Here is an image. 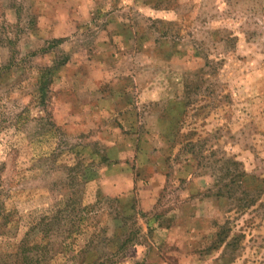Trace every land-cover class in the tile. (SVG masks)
I'll return each instance as SVG.
<instances>
[{
  "label": "rangeland",
  "instance_id": "374dc122",
  "mask_svg": "<svg viewBox=\"0 0 264 264\" xmlns=\"http://www.w3.org/2000/svg\"><path fill=\"white\" fill-rule=\"evenodd\" d=\"M0 193V256L120 197L119 264H264V0H0Z\"/></svg>",
  "mask_w": 264,
  "mask_h": 264
},
{
  "label": "trees",
  "instance_id": "16d2710c",
  "mask_svg": "<svg viewBox=\"0 0 264 264\" xmlns=\"http://www.w3.org/2000/svg\"><path fill=\"white\" fill-rule=\"evenodd\" d=\"M41 97H43L42 93ZM223 196L225 197L223 194L220 195V197ZM227 198L232 197L227 196ZM121 199L120 197L107 198L101 204L96 203L93 205H101L103 208L101 215L105 220L101 222L102 224L98 220L88 224V218H79L76 223L75 220L64 223L62 230L63 238L56 245V247H61L62 249L56 252L55 255L51 254L47 256L43 252H40L38 247L43 241L40 240V242L27 243L29 246L28 249L31 250L23 247L22 245L25 241H22L21 246L18 247L16 244L13 253L2 254L0 258L7 261L9 259L8 256H12L16 264H58V260H63L67 264H119L120 258V261L126 259L128 250L139 246L136 238L143 229L139 227L135 230L132 227L136 225L134 222L136 219L135 200L130 199L129 201H124ZM76 204L77 200L75 197L71 207H75ZM84 210L86 211V208ZM8 216L9 213L6 211L4 204L0 202V227H9L11 222L8 221ZM109 222L115 224L114 231L110 237L106 234ZM14 224L12 223L11 226ZM99 224L105 228L103 227L100 230L98 228ZM90 227L96 228L99 234L87 232V229ZM150 230L148 223H146V231L149 232ZM80 239H84L82 246L78 245ZM47 245L42 248V251L47 248ZM1 259L0 264H2Z\"/></svg>",
  "mask_w": 264,
  "mask_h": 264
},
{
  "label": "crops",
  "instance_id": "0c3cea01",
  "mask_svg": "<svg viewBox=\"0 0 264 264\" xmlns=\"http://www.w3.org/2000/svg\"><path fill=\"white\" fill-rule=\"evenodd\" d=\"M148 241H149V243H150V245L152 244V247H150L148 250H147V252H146V250H144V256H145V258H147V257H157V254L155 255V250H156V248H155V246H154V244L148 239ZM138 248V247H137ZM135 249V248H134ZM150 250H152L151 252H150ZM150 252V253H149ZM160 261L159 262H157L156 264H160V262H162V260L160 259V258H158ZM155 264V263H154Z\"/></svg>",
  "mask_w": 264,
  "mask_h": 264
}]
</instances>
